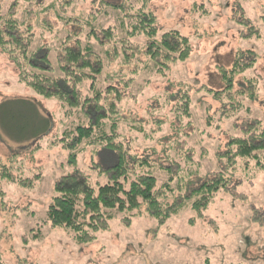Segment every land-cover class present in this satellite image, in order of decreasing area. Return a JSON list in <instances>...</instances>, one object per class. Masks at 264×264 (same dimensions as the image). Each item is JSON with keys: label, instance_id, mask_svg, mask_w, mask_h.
I'll list each match as a JSON object with an SVG mask.
<instances>
[{"label": "rangeland", "instance_id": "374dc122", "mask_svg": "<svg viewBox=\"0 0 264 264\" xmlns=\"http://www.w3.org/2000/svg\"><path fill=\"white\" fill-rule=\"evenodd\" d=\"M15 1L21 3L17 16L34 20V3L25 6ZM41 1L47 6L64 0ZM12 2L0 0V12L5 13ZM81 6L93 11L99 9V2L86 0ZM24 7L30 14L23 12ZM147 8L160 31L176 30L188 38L190 53L185 60L170 63L163 74L143 70L129 89L119 86L118 139L128 154L170 166L171 180L170 171L151 169L158 188L169 181L173 191L165 194L169 201L182 191L177 172L189 176L193 186L221 173L228 179L226 186L200 213L188 204L162 221L142 211L130 220L119 215L96 230L92 240L77 242L69 231L51 226L46 219L54 186L77 167L96 177V169H91L115 164L117 155L83 142L73 163L69 150L52 145L55 126L61 132L86 124L87 118L73 110L59 128L60 101L37 96L0 48V264H264V150L255 152L257 159L219 157L232 137L243 135L242 130L264 128V0H149ZM107 10L97 22L119 23L115 10ZM38 44L36 40L32 47ZM108 59L112 62L106 66L104 61L103 74H113L120 65L112 54ZM235 60L252 64L216 97L213 91L226 86L222 69L230 73ZM183 91L189 96L188 114L177 118L173 98L164 108L161 104L168 94L177 97ZM30 102L53 123L49 135L36 145L22 141L30 135L26 129L30 126L24 137L17 130L20 117H9L21 109L29 117ZM102 129L109 132V124ZM34 146L38 148L33 151Z\"/></svg>", "mask_w": 264, "mask_h": 264}, {"label": "trees", "instance_id": "16d2710c", "mask_svg": "<svg viewBox=\"0 0 264 264\" xmlns=\"http://www.w3.org/2000/svg\"><path fill=\"white\" fill-rule=\"evenodd\" d=\"M21 1L25 6L34 3L31 14L35 18L17 16L16 7L21 3L15 0L5 13L0 12L1 50L19 69V78L37 96L60 101L63 111L59 128L66 120V113L71 114L77 109L88 121L86 124L78 123L72 129L63 128L61 132L55 126L56 132L50 136L51 144L69 150V159L73 163L77 151H81L76 148L83 142L117 155L115 164L102 170L91 169H96V177L77 167L73 174L63 175L59 179L46 208V219L51 226L67 230L77 242L85 243L94 238L96 230L105 228L109 220L119 215L130 220L142 211L162 221L188 204L197 213L206 209L212 195L226 186L228 179L223 174L218 173L193 186L189 176L177 172L175 174L181 179L182 191L179 197L169 201L165 195L173 194L169 181L158 188L157 177L151 169L156 166L170 171V166L165 167L158 162L155 165L154 161L128 154L115 130L122 117L117 105L122 100L119 86L129 89L141 71L163 74L170 63L185 60L190 53L188 38L176 30L160 31L155 15L147 8L149 0H98L99 9L93 11L81 6L86 0H64L58 5L53 1L47 6L41 0ZM40 5L42 7L37 9ZM109 7L115 10L114 16L119 23L99 24V15H107ZM26 8H23V12ZM45 16L55 18V22ZM36 40H39V44L32 47ZM126 50L131 53L127 54ZM111 54L115 59H120V65L113 74H103L104 61L107 66ZM141 55L143 59H140ZM251 64L235 60L230 73L222 69L221 76L226 86L213 91V94L217 97L220 92L228 91L231 79ZM171 98L176 101L172 112L177 118L188 114L189 96L186 91L177 97L168 94L161 107L164 108ZM33 103H28L32 106L29 117L22 109L13 111L12 116L7 109V115L10 118L20 117L22 123L17 124L19 132L24 133L25 128L30 126L26 128L30 135L22 141L31 140L36 145L49 135L53 123L49 117H41ZM4 111L2 108L1 114ZM104 124H109V132L102 131ZM96 131H99L97 136ZM242 132V136L232 137L227 142L228 150L219 157H227L229 161L236 158L257 159L255 152L264 150V128L257 131V126H250ZM27 133H24V137ZM37 148L34 146L33 151ZM128 155L133 158L131 167ZM174 163L178 167V163L170 159V164ZM170 175L168 180L173 177L172 171Z\"/></svg>", "mask_w": 264, "mask_h": 264}]
</instances>
